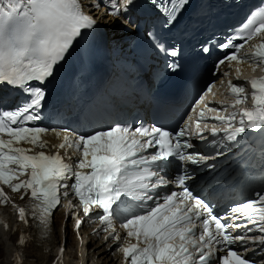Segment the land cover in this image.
<instances>
[{
  "label": "snow or ice",
  "instance_id": "snow-or-ice-1",
  "mask_svg": "<svg viewBox=\"0 0 264 264\" xmlns=\"http://www.w3.org/2000/svg\"><path fill=\"white\" fill-rule=\"evenodd\" d=\"M148 2L163 17L165 27L174 24L188 4V0ZM133 4L134 0H116L107 15L116 20L123 17L125 25H130L128 10ZM96 24L97 21L83 11L79 0H0V86H11L27 95V99L14 109L0 107V185L13 193H21V199L28 195L27 204L17 208L18 222L28 224L31 217L42 231L47 232L61 196L72 195L78 198L84 216L96 214L108 233L106 239H122L112 226L114 216L122 221L126 238L119 251L126 264H250L245 252L250 244L264 251V235L248 236L253 229L246 226L242 234H233L222 222L225 218L214 215L210 205L186 187V182L192 179L186 170L184 174L178 172L174 178L177 186L182 188L179 194L165 195L162 202L152 194L159 186L171 182L165 180V170L171 167L173 159L194 165L209 159L199 153L184 151L193 148L191 143L180 139L185 131L172 134L156 126L132 129L121 125L83 134L51 129L56 137H62V142L53 147L65 149V156L59 151H34L37 147L47 146L41 134L50 131L26 126L40 119L39 110L46 96L44 85L54 76L56 66L74 41L82 38L85 30L94 29ZM244 30L245 44L256 37L260 42L251 44L246 50L245 44L233 45L231 41L218 45L223 49H235L218 61V70L226 62L229 67L232 62L237 65L249 63L253 70L264 67V9L248 18ZM154 46L161 48L158 41ZM164 51L171 56L177 54L174 50ZM168 67L175 69L177 65ZM247 83L252 89V109L241 110L238 121L237 112L215 116L214 119L225 126L219 130L213 126V136L222 131L227 141L238 143V138H243L248 130L264 132V77L253 78ZM228 88L234 104L222 105L225 110L247 99L241 95L245 90L243 85L229 81ZM2 103L3 97H0ZM196 128L199 134L202 131L199 123ZM22 143L32 147L26 149ZM149 149L155 151L146 154ZM68 151H71L70 156ZM259 151L264 159V144ZM21 176L26 179L21 180ZM7 202L9 197L0 187V204ZM75 206L71 200L66 205L69 209ZM230 211L243 213L245 219L256 225V231L264 233V189L257 193L256 200L233 206ZM197 220L202 229L198 235ZM81 223L77 217L74 227L79 230ZM233 226L241 227L239 224ZM133 238L135 243L131 242ZM25 242L22 233L17 243L23 245ZM233 245L237 250H233ZM63 251L61 248V256ZM220 252L226 254L219 255ZM20 258L18 254L17 264ZM56 264H59V258Z\"/></svg>",
  "mask_w": 264,
  "mask_h": 264
},
{
  "label": "bare ground",
  "instance_id": "bare-ground-1",
  "mask_svg": "<svg viewBox=\"0 0 264 264\" xmlns=\"http://www.w3.org/2000/svg\"><path fill=\"white\" fill-rule=\"evenodd\" d=\"M107 2L111 3L109 0H107ZM98 13L96 14L99 15ZM108 17L109 18L106 19L110 21L116 20L114 17V19L111 18L112 16L110 17V15ZM45 137L48 148H55L53 147L54 145L62 142V137H56L55 133L52 131L47 132ZM14 200L18 206H22L26 198L24 197V199H21L19 195L16 194ZM56 210L55 221L58 223V229H53L50 235L45 239H38L34 235H32L31 239H28L31 233L28 232L29 228L21 229V223L18 222L17 209L9 204L0 206V264H17L16 257L18 254L21 257L19 264H52L55 258L56 248L62 240L60 235V227L62 225L66 234V264H77L79 262L81 264H88V259L91 261L90 264H121L123 254L119 251V247L124 245L126 238L123 231L116 229V234L122 237L121 240L116 241L109 237L106 242H103L98 236L100 232H104L103 237H108V233L103 230L104 226L101 225L98 229H95L93 225L87 223L82 227V233L86 241L85 243L79 244L71 231V222H69L68 216L65 217L60 209ZM5 224L7 228H5ZM22 233H27L28 236L26 237L27 240L25 244L20 245L17 243V240ZM131 242L134 243L135 241L132 239ZM89 251H92V253L90 254ZM85 252L86 258L84 256ZM78 254H80L79 257H77ZM96 254V261H93ZM67 256H72L71 261H67Z\"/></svg>",
  "mask_w": 264,
  "mask_h": 264
},
{
  "label": "rangeland",
  "instance_id": "rangeland-1",
  "mask_svg": "<svg viewBox=\"0 0 264 264\" xmlns=\"http://www.w3.org/2000/svg\"><path fill=\"white\" fill-rule=\"evenodd\" d=\"M96 13H98V11H97V10H94V8H93V10H90V15H91V16H94L95 18L98 19V18L100 17V15H97ZM93 14H94V15H93ZM108 16H109V15H108ZM108 16H107V18H109ZM110 17H111V16H110ZM111 18H113V17H111ZM113 19H114V18H113ZM113 21H114V20H113ZM57 226H58V223L56 222V226H54V229H55V230L58 229ZM56 233H57V231H56ZM103 233H104V232H103ZM103 233L100 232V234H99L98 237H99V239H102L103 242H106L107 239H106L105 236L103 237ZM57 237H58V236H57ZM89 252H90V254L92 253V251H89ZM79 256H80V254L77 255V257H79ZM84 256H85V258H86V252H85ZM96 256H97V254L94 256L93 261H96ZM71 257H72V256H67V259H68L67 261H69V260L71 261ZM73 258H74V257H73ZM73 260H74V259H73ZM89 263H91V261L88 259V264H89Z\"/></svg>",
  "mask_w": 264,
  "mask_h": 264
}]
</instances>
